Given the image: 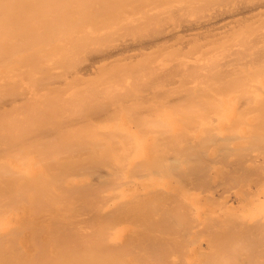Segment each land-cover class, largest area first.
I'll list each match as a JSON object with an SVG mask.
<instances>
[{"label":"bare ground","instance_id":"obj_1","mask_svg":"<svg viewBox=\"0 0 264 264\" xmlns=\"http://www.w3.org/2000/svg\"><path fill=\"white\" fill-rule=\"evenodd\" d=\"M148 31L150 36L146 34ZM169 43L181 51L180 57L187 55L185 58L190 59L186 58L187 61L180 58L179 50L173 51L172 48L169 49L171 46L168 47L166 50L173 52L172 55L168 53L170 58L175 54L171 58L174 63H168L170 65L164 70L162 64L159 66L158 63V70L162 69L159 78L155 77L157 69L155 75L150 66L149 69H143L148 72L150 70L149 74L146 72L150 75L149 81L154 77V82L157 79L164 81L167 87L163 86L164 83L162 86L158 83L159 86L154 85L161 89L167 88L163 90L167 92H164L165 96L171 95L168 98L170 102L166 100L169 96L164 101L170 104L169 109L172 107L173 110L174 106L176 109L182 103L185 104V107L181 105L185 109L189 107L186 111L191 113L188 114L179 106L181 115L185 116L200 112L203 107L204 113L201 112V115L212 112L217 114L220 108H217V112L214 111L216 108L213 107L218 105L213 103L211 112H208L210 102L214 99L212 101V95L207 90L214 91L217 86L216 89H222L220 93L228 90L223 96L228 103L227 106L224 105L221 116L217 115L218 120H214L212 115L210 117L213 120L193 118V121L191 115V120L187 117V120L183 117L179 119L168 114V108L157 105L160 113L163 107L167 114H160L159 118L162 115V119L158 120V114L154 113V121L150 111L152 116H149L152 118L148 120L152 121H147L141 118H144L142 113L145 115L141 110L147 109L149 112L153 107L152 110L155 111L154 108L163 100L164 93L160 89L159 93L157 86V91H154L153 83L149 85L152 87L150 90L161 94L156 93L157 97L153 94L157 99L149 95L154 100L151 102L149 96L145 97L148 92L143 90L142 94L147 95L141 97L151 102L149 105L145 100L144 104L151 108H147L148 105L145 108L142 105L144 100L141 97L138 99L139 95L137 97L136 93L137 99H142L138 102L142 108L136 102L132 104L141 108L142 113L137 109L139 114L133 111V105L127 104L128 100L125 98L129 94L127 86L130 84L127 83L131 80L127 74L135 69L129 71L128 64L126 76L123 72L120 73L122 81L125 82L124 77H128L126 84L116 81L117 85L111 79L114 78L111 69L107 73L113 74V77H106L112 83L104 77L103 73L109 67L112 66L115 70L116 65L121 66L118 63L115 65L112 57L123 52L128 54V51L136 53L139 49L159 48L160 44ZM162 47L160 46L161 49ZM154 50L155 54L147 51L149 55L152 54L150 57L147 53L145 57L144 50H139L144 52V56L137 52L145 60L137 54H134V58L138 60L140 57L144 63L150 62L149 58H156L154 55L159 54L161 58L160 52ZM189 52L192 55L190 57L187 54ZM165 53L167 57L168 54L166 51ZM182 54L185 55L181 56ZM66 55L72 60H68ZM63 57L67 63L69 61V66L65 65ZM78 57L79 60H84L80 62ZM121 57L124 60L126 58L124 54ZM131 57L126 59L131 61ZM163 58L152 61L157 63ZM102 59H111L115 67L112 63L108 64L111 65L109 67L106 64L108 69L101 66L102 72L97 68V75L102 73L105 83H108L106 87H111H107L108 91L102 90L101 94L100 88L96 87V84L99 85L96 82L98 76L93 72L96 62H101ZM70 61H74L73 64ZM104 62L110 63L109 60H103ZM147 64L149 63H145V66ZM153 64L152 68L155 67ZM139 69L143 71L142 68ZM143 73L140 72L142 77L146 74ZM90 74L97 76L96 79L88 80L91 78ZM86 75L89 77L84 78ZM147 75L144 77L148 78ZM77 76L87 79V88L89 86L91 89L92 84L96 85L90 92L98 88L99 93L106 95V98L108 92L113 90L114 93L116 90L114 85H117L116 92L123 93L118 88L119 82L128 90L126 92L123 87L126 92L123 96L121 93V96L118 92L114 93V96H118H115L118 106L111 101L114 97L109 96L113 99L104 101L108 98L95 94L104 102L113 103L112 106H107L113 113L108 112L106 107V113H110L108 115L105 108L94 110L102 103L98 102L100 104L96 105L94 91L91 92L94 98L85 89L73 91L74 88L84 86L81 85L84 81ZM193 77H196L195 80ZM68 78H76L77 82L80 80L79 84L76 85V80L74 82L72 79L75 86L70 83L69 90ZM191 78L194 86L199 81L198 86L206 89L207 98L204 95L198 97L204 89L197 90L198 87L191 86ZM149 81L145 83L140 80L145 85L151 83ZM135 82L132 84H138ZM140 84L138 85L141 86ZM205 84L212 88L209 90ZM63 86L67 87L65 90L68 92H75H69L70 97L72 96L70 101L68 98L67 102L64 101L66 98L63 97L68 92L62 89ZM170 86L172 89L184 86L185 89L188 88L186 91L194 93L196 90L198 94L189 95H196L202 101L203 98L207 99V102L199 101L202 102L201 106L194 102L196 97L191 100L193 98L190 99L191 96L183 92L184 96L183 89L180 93L179 88V95L187 103L176 101L173 94L178 93L176 89L171 90ZM134 87L136 86L129 87L130 93L132 92L129 97L139 90ZM78 91L82 92L77 94ZM214 92L215 97L219 94V103L224 101L219 98L223 94L217 93V90ZM81 94H88V97L90 95L93 101L95 99L94 106L92 105L94 109L91 105L87 108L88 104H92V99L86 100L83 96V100L80 98ZM77 95L80 99L75 97ZM119 96L126 99V104L119 101ZM183 96H187L188 100ZM73 99L76 100L73 105L77 109V101H82L79 106L83 101H88L87 106L83 107V110L87 108V112L79 109L83 114L77 110H74L76 112L73 115L66 113L68 108L75 109L72 104V107H69L70 104L66 106L73 103ZM235 100L238 105L231 102ZM165 102L160 104L167 106L168 103ZM230 102L231 105L228 106ZM119 103L122 108L120 113L129 112L130 117L128 114L127 118L124 117L129 121H124L123 117V121H116ZM189 103H192V107L188 106ZM206 103L210 105L206 106ZM124 104L130 108L127 106L123 109ZM205 106L209 108L206 114ZM194 107L197 111H194ZM116 110L117 116L114 117ZM11 113L19 114L21 121H14ZM104 114L109 117L98 121V117L100 119ZM134 114L137 116L135 120L141 118V121H134ZM28 115H34L33 120L38 116L45 120L31 121ZM171 116L179 120H171ZM47 118L52 120L47 121ZM210 149L217 153L207 159ZM244 154L254 160L260 157L258 161L255 160L259 165L245 160ZM232 155L234 160L230 158ZM231 159L234 162L231 163ZM224 160L225 163H230L227 162L231 172L227 174L224 169L227 164L220 163V167H224L220 168L222 174L219 177L221 179L227 174L226 181L224 177V183L222 181L221 184L211 185L212 181L208 180L214 168L211 162ZM209 162L212 170L207 169L210 168ZM250 164L253 165L252 169L247 167ZM216 170L212 173L218 172ZM206 172H209L208 176ZM244 174L248 180L251 174L254 176L251 179H255L254 183L249 181V184L254 185L245 189L243 185L247 177ZM181 183L205 188L206 191L203 190L202 194L204 191L210 194L207 198L211 201L206 200L208 203L214 201V204L200 206L202 190L191 187L193 191H199L197 192L200 194L197 195L188 188L185 190ZM186 187L190 186L187 184ZM169 197H173V200L170 198L171 201L176 200L182 205L177 213L183 207L182 210H188L181 212L182 215L186 213L183 218L173 213L180 204L174 203L176 206L172 208L173 203H167ZM229 202L239 205V213H230L232 208L231 203L228 205ZM168 204H171L170 210L174 209L173 211L168 210ZM172 232L182 233L180 235L184 237L174 235L182 238L181 241L177 240L181 244L176 242L175 246L183 249L182 251L186 249L185 252H180L181 255L177 254V257L180 256L178 260L170 255H175L172 249L173 253L169 247L167 249L170 251L164 247L163 240L170 237L173 241V235L162 238ZM156 235L163 243L154 238ZM182 240H186L184 243L187 245L182 244ZM188 246L193 248L189 249ZM155 261L157 264H264V0H0V264H156Z\"/></svg>","mask_w":264,"mask_h":264},{"label":"rangeland","instance_id":"obj_2","mask_svg":"<svg viewBox=\"0 0 264 264\" xmlns=\"http://www.w3.org/2000/svg\"><path fill=\"white\" fill-rule=\"evenodd\" d=\"M103 15H104V14H103ZM101 16H102V15H101ZM150 30L152 31V28H151V27H150ZM150 30H149V31H150ZM149 31H148V33H146V34L150 36ZM153 32H154V31H152V33H153ZM152 33H151V34H152ZM169 44H170V45H169ZM169 44H165V45L160 44V45H159V48H158V46H157V48H156V47H155V48H154V47H153V48H152V47H149V49H148V48H146V49H139V50H144L145 53L136 49L137 52H139L141 55H142V53H144V55L147 53V55H148L149 57L152 56V54H155V53H156L154 49H156V51L158 50V52H160L161 56L164 57L161 61L159 60L160 62L155 63L156 61H152V60H154V59L157 60L156 58H158V59H161V58H162V57L159 58L160 55L157 53L159 56H158V55H154V56H156V58H155L154 56H153L154 58H152V59L148 57V58L150 59V62H151V61H152V62H151V64H150V62L147 61L149 64H147L148 66H145V63H147V62L144 63L142 60H145L144 58H145L147 55H145V57H142V56H144V55L141 56L139 53L137 54V52H136V53H131V51H130V52L128 51V54L130 53V55H131V54L133 55V56L131 55L132 57H131L130 55H128L127 53H125V52H123V54H124L125 57H126L127 55H128L127 57H129V58L131 57V58H132L131 61L129 60V58H128V60H129V61H128V60L126 59L127 57H126V58L124 57L125 60H127L126 62H124L125 60L123 59V57H121L123 54H119V55H121L120 57H119V55H117V57L114 56V58L112 57V59H113V61H114V62H113L114 64H115V63H116V64L118 63V65H121V66H118V67H117V65L115 64V65H116V68H119V67H120L119 70L122 68V65H124V68H122L123 71L120 70V72H119V70H118V71H117L118 73H117V72L115 71V70H117L116 68H115V70H114V68H113L111 65H108V64H111V63H112V62H111V61H112L111 59H102V61H101L102 64H100L101 62H99V61L101 60V59H100V60H98V61L96 62V64H95V68H96V69H94L93 74L95 73V74L97 75L98 72H96V71H98V69L100 70V69L102 68L101 66L106 67V66L108 65L107 67L111 66L112 68L109 67V69H108V68L106 67V68L108 69V71L105 72L106 75H105V73H103L105 78L109 79L111 76L113 77V74H114V78L118 76L117 78H115V79H117V80H115L114 78H111V79L114 80V82H116V81H121V83L123 82V83L126 84V82L129 80L128 77H130L131 80H129V81H128L129 83H127V84H130L129 86H127L129 90L127 89L126 86H123V85L121 86L120 82H119V85L122 87V89H121L120 86H119L118 88H119L120 90L123 91V93L120 92V93L122 94V96L124 95V92H125V91L127 92V90H128L129 94H127L128 96L125 97V98L128 100V102H129V103L127 102V104H129L130 106H131L132 102H136V104H138V102L140 103V102L142 101V99L144 98V97H141V95H143V94H142L143 90H145L146 92H148V95H147V93H144V95H143V96L147 95V96H145V97L147 98L149 95L152 96L154 93H155V96H156V93H157V92H153V90H150V89H152L153 86L155 87V89H154V87H153V89H154V91H155V90H156V86H157L158 84H160V86H162V83H164L163 86H166V85H167V84H166L164 81H162L161 79H160V80H161L162 82H161L159 79H157L156 82H154V81L156 80L155 77L158 76V78H159V77H160V76H159L160 73H162V69H161V70H160V69L158 70L159 66H161V64H162V68H163V70H164L166 67H168V66L170 65V64H168V63H172V62H173V61L171 62V58H172L173 56H175V54H173V56L170 58V56L172 55L171 53H173V52H171V51L168 52V50H166L168 47L171 46V43H169ZM166 45H169V46L165 47ZM160 46H161V47L163 46L165 49H164L163 47H162V49H161ZM151 48H152V50H154V51H152ZM171 48H172L173 51H174V50H177V48H176L175 46H173V45H172L169 49L171 50ZM163 49H164V50H163ZM136 50H135V51H136ZM148 50H150L151 53H152V52H154V53H152V54L150 53L151 55H149V53H148L149 51H148ZM178 50H179V49H178ZM178 50H177V51H178ZM135 51L132 50V52H135ZM147 51H148V52H147ZM165 51L167 52V54L169 53V54H171V55L169 56V54H168L167 57H166V53H165ZM182 52H183V51H182ZM185 52H186V50H185ZM185 52H183V53H185ZM187 52H188V51H187ZM175 53H176V51H175ZM179 53L181 54V51H180V50L178 51V55H179V57H180V54H179ZM134 54H137V55H139L140 57H142V58H141L142 60H141L140 57H138V56H136V57H138L140 60H139V59H138V60H137V59L135 60V58H134V57H135ZM176 54H177V53H176ZM185 54H186V53H185ZM185 54H182L181 56H183V55H185ZM187 54H189V57L192 56V55H191V52H189V53H187ZM178 55H176V57H177ZM185 56H187V55H185ZM185 56H183V57L185 58ZM65 57L68 58L67 55H66ZM165 57H166V58H165ZM168 57H169V58H168ZM67 58H66V59H67ZM81 58H82V57H81ZM133 58H134V61H132ZM173 58H174V57H173ZM177 58H178V57H177ZM180 58H182V57H180ZM180 58H178V59H180ZM184 58H182V59H184ZM186 58H187L188 60L190 59V58H188V57H186ZM186 58H185V59H186ZM69 59H71V58H68V60H69ZM79 59H80V58L78 57V61H80V62H81V60H82V61L84 60L83 58H82L81 60H79ZM114 59H115V60L117 59V60H116L117 62H115ZM121 59H123V60H121ZM149 59H148V60H149ZM169 59H170V60H169ZM187 59H186V60H187ZM63 60H65L64 57H63ZM68 60H67V61H68ZM71 60H72V59H71ZM103 60H105V61H108V60H109L110 63H108V62H104V63H105V64H104V63H103ZM118 60L123 61V62H122L123 64H122L120 61H118ZM146 60H147V59H146ZM166 60H168V61H166ZM174 60H176V58H175ZM186 60H185V61H186ZM188 60H187V61H188ZM75 61H76V60H75ZM137 61H138V63H137ZM139 61H140V62H139ZM169 61H170V62H169ZM187 61H186V62H187ZM70 62L73 64L74 61H73V62L70 61ZM119 62H120V64H119ZM129 62H131V64H130ZM133 62H134V63H133ZM176 62H177V60H176ZM66 63H67V62H66V60H65V65H68L69 61H68L67 64H66ZM97 63H99V64H97ZM113 63H112V65L114 66ZM124 63H125V64H124ZM152 63H154V64H153V65L155 66L154 68H152L153 66H151ZM158 63H159V66H158ZM160 63H161V64H160ZM173 63H174V62H173ZM173 63H172V64H173ZM106 64H107V65H106ZM128 64H129V65H128ZM70 65H71V64H70ZM96 65H97V66H96ZM99 65H100V66H99ZM105 65H106V66H105ZM127 65H128L129 67L133 66V67H131L132 69L129 68ZM156 65H157L158 67H156ZM68 66H69V65H68ZM98 66H99L100 68H99ZM136 66H137L138 68H137ZM139 66H140V67H139ZM144 66H145V67H144ZM149 66H150V67H149ZM114 67H115V66H114ZM127 67H128V68H127ZM134 67H136V68H134ZM143 67H144V68H143ZM148 67L150 68L151 72H152L153 69H154V71L152 72L153 74H154L155 70L157 69L156 72H155L156 75L154 74L155 77L150 73V74L152 75V77H154V79H153V78L151 79L152 81H149V80H150V79H149V76H150V75H147V73L149 74L150 70H149V72H148V70H143V69H149ZM97 68H98V69H97ZM126 68L129 69V71L135 69L134 72H136V73H134L133 71L128 72V70H127ZM139 68H142L141 70H143V71H139V70H140ZM151 68H152V69H151ZM160 68H161V67H160ZM102 69H103V68H102ZM102 69H101V72H102ZM110 69H111V73H113L112 75H110V74L107 73V72L110 71ZM112 69H113V70H112ZM124 70H127V71L124 73ZM104 71H105V70H104ZM112 71H113V72H112ZM159 71H160V72H159ZM101 72L99 71V73H101ZM122 72H123L124 75L127 74V72L130 73V74H127V75H129L128 77H124L125 82L122 81V80H123V78H122L123 76L120 75V73L122 74ZM140 72H142V74H144L143 72H145V73L147 72L145 75H147L148 78L144 77L145 75H143V77H144V80H143V77H142V75L140 74ZM93 74H90L91 78H90L88 75L84 76V78H88V77H89L88 80H91V79L94 80V79H96V77L98 76L96 82L98 81L97 83H99V85L96 84L97 86H96V85H95V86L98 87V88H100V92H101V94H102V90L105 92V91H108V90H107L108 88H111L110 85L107 86L108 88L106 87V85H107L108 83H105V82H106V81H105L106 79H103V77H102V75H101L102 73L100 74V76H99V75L94 76ZM107 74H108V75H107ZM116 74H119L121 77L119 78V75H116ZM139 74H140V75H139ZM109 75H110V76H109ZM138 75H139V76H138ZM87 76H88V77H87ZM92 76H93V77H92ZM106 76H109V78L106 77ZM125 76H126V75H125ZM137 76H138V77H137ZM77 77H78V79H80V80H82V81L85 82V83L82 82V84H81V85L84 84V86H80L79 88H78V87H77V88H74L75 84L73 83V81L75 82L76 78H72V79H74L73 81H72L71 78H70V79L68 78L69 81H71V82L68 81V84H67V85H68L67 87L69 88V90H70V87H69V86H70V85H69L70 83H71L72 85L74 84V86L72 87V88H74L73 91L76 90V89H77V90H78V89H80V90L85 89L86 92H87V91L93 89V87H94V89L96 88V87L94 86V84L89 83V85L92 84V86H90L91 89H90L89 86H88V88H89V89H88V88L85 86V85H87L86 82H88L87 79H85V80H86V81H85L84 78H82V76H77ZM139 77H140V78H139ZM118 78H119L120 80H119ZM125 78H126V79H125ZM150 78H151V77H150ZM193 78H194V77H193ZM193 78L190 79V80H192L191 83H190L191 86H193V87H198V88H196L197 90L204 89V87L202 86L203 83H202V85H201L202 87H199V86H200V83H199L198 79H197V81H198L197 83L194 81V82L196 83L197 86H194L193 83H192V82H193ZM195 78H196V77H195ZM195 78H194V80H195ZM197 78H198V77H197ZM127 79H128V80H127ZM136 79H137V80H136ZM139 79H140L142 82H145V80L147 79V81H149V82H151V83L146 84V85H148V86H146L145 83H146L147 81H146L145 83H142V82H140ZM200 79H201V78H200ZM80 80H78V82H77V80H76V82H77L76 85L79 84V81H80ZM153 80H154V81H153ZM91 81H92V80H91ZM108 81H110V82L112 83V81H111L110 79H109ZM131 81H132L133 83H134L135 81L138 82V84L141 83V84H140L141 86H139L136 82H135L136 84H132ZM201 81L203 82V80H201ZM96 82L93 81V83H96ZM110 82H109V83H110ZM114 82H113V83H114ZM130 82H131V83H130ZM160 82H161V83H160ZM117 83H118V82H116V84H117ZM152 83H153V85H152V87L150 88L149 85H151ZM157 83H158V84H157ZM198 83H199V84H198ZM205 83H206V82H205ZM114 84H115V83H114ZM114 84H113V85H114ZM125 84H124V85H125ZM142 84H143V86H142ZM154 84H157V85L155 86ZM190 84H189V85H190ZM111 85H112V84H111ZM113 85H112V86H113ZM117 85H118V84H117ZM117 85H116V86H117ZM132 85H133V86H136V87H137V90H138V88H139V90H140V89H142V90H140L141 93H139L140 91L138 90L139 92L137 91V92L134 93V95L132 94L134 97H133L132 95H131V97H129V95L132 93V92L130 93L131 88H129V87H130V86L133 87ZM198 85H199V86H198ZM205 85H206V86H205L206 88L209 87V85H208V87H207V84H205ZM99 86H100V87H99ZM116 86L114 85L113 87H115V89L117 90V87H116ZM144 86H145V87H144ZM158 86H159V85H158ZM158 86H157V88H158ZM187 86H188V84H187ZM187 86H185V87H187ZM67 87H66V86H63L62 89L64 88V90H65V88H67ZM84 87H86L87 89L84 88ZM123 87H125L126 90H125ZM136 87H134V88L136 89ZM140 87H142V88H140ZM166 87H167V86H166ZM168 87H169V86H168ZM170 87H171V90L176 89L175 91H176V93H178V94H173V96H174V98L176 99V101H180V100H181L182 102H185V101L183 100V98L181 97L182 95H179V92L181 93L180 90H182V89L184 90V89H185L184 86H182V88H181V87H178L179 89L176 88V87L172 89V86H170ZM188 87H189V86H188ZM210 87H211V86H210ZM210 87L208 88L209 90H210ZM214 87H215V86H213V88H214ZM217 87H218V86H217ZM217 87L214 88V89H215L214 91L217 90V93H218V92L221 91L222 89H220V90H219V88L216 89ZM98 88L96 89V91H97L98 93H96L95 90H92V91L95 92V93H93L94 96H95V94H97V95L100 94ZM102 88H104V89H102ZM105 88H106V89H105ZM162 88H163V89H167V88H165V87H162ZM189 88H191V87H189ZM199 88H200V89H199ZM211 88H212V87H211ZM221 88H222V87H221ZM62 89L60 88L59 90H62ZM112 89H113V88H112ZM112 89H109V90H112ZM135 89H134V90H135ZM148 89H149V90H148ZM159 89H160L163 93L165 92V91H164L163 89H161L160 87H159L157 90H159ZM177 89L179 90V92L177 91ZM186 89H188V88H186ZM186 89H185V91L182 90V93L185 92L186 95H187V93H188V95H189L190 93H194V91H191V92H190V90H189V91H188V90L186 91ZM224 89H225V88H224ZM226 89H229V88H226ZM59 90H58V91H59ZM64 90H63V91H64ZM71 90H72V89H71ZM85 90H83V91H85ZM116 90L114 91V93L116 92ZM120 90H119V91H120ZM124 90H125V91H124ZM132 90H133V89H132ZM157 90H156V91H157ZM160 90H159V93H160ZM168 90H169L168 92L170 93V88H168ZM191 90H194V88H192ZM205 90H206V89H204V91H202V90L200 91V92H202V94H201V95H198L199 98H200L202 95H204V96L206 97V95H207L208 93H206ZM232 90H233V88H232ZM232 90L230 89L229 92H231ZM65 91H67V89H66ZM73 91H69V92L72 94ZM92 91H91V92H92ZM135 91H136V90H135ZM145 91H144V92H145ZM149 91H150V93H149ZM211 91H213V90L211 89ZM211 91H208V90H207V92H209V95H210V94L212 95V98H211L212 101H213V99H214V101H215V98H216V103H214V101H213V102H210L211 100H210V98H208L209 102L211 103V107H210V109H209V108H206V106H209L210 104H209V103H206V104H205V105H206V106H205V110H206V111H205V114H206V112L208 111L207 109H209L208 112H211L210 110H211L213 104H217V105H218V107H213V108H216V109H214V111L217 112V108H220V111H218L217 114L214 113V112H212V113H214V114H212V113H211V114H208V113H207L208 115H204V114L201 115L202 113H204V112H202V110L204 109V107H203L202 110L198 107V110H201L200 112L197 111V108H196V107H194V109H196V110H194V109H193V110H194V111H197V112H199V113L195 112V114H194V112H193L192 114H190V115L192 116V120H193V121H194L195 118H196L197 120H213V119H214V120H218V119H217V118H218L217 115L221 116V114H222L221 111H222V109L224 110V105L227 106V103H228V101H226L227 99L223 98V96H225L224 94H226V93L228 92V90H223L222 93L219 92L221 95L223 94L222 96L219 97V98H223V99H220V101H221V100H224V101H221V103H219V101H218L219 99L217 100L219 94H216V96H217V95H218V96L215 97L214 95H215L216 92L213 91L214 93L212 92V93H213V94H212V93H210ZM67 92H68V91H67ZM69 92H68V94H66L67 97H66V96L63 97V98H66V99L64 100L65 102H67V101H66L67 98H68V99H69V98L71 99V97H72V96L70 97L71 94H70ZM81 92H82V91H80V92L78 91V92H76V93H77V94H78V93L80 94ZM86 92H83V93H86ZM91 92L89 91L90 94H91ZM110 92L112 93L113 90L110 91ZM117 92H118V91H117ZM117 92H116V94H117ZM126 92H125V93H126ZM162 92H161V93H162ZM171 92H172V91H171ZM203 92H205L206 94H205V93L203 94ZM73 93H75V92H73ZM89 93H88V94H89ZM111 93L108 92V95H107V98H108V99L105 97L106 95H104V96L101 95V94H100V95H101V98H102V96H103V98L105 97V99H107V100H104V101H109V100L113 99V98H111V97H114L115 99H113V100H111V101L116 102V101L118 100L116 97H118V96L115 94V96H116V97H115V96H114V93H112L113 95H111ZM118 93H119V92H118ZM120 93H119V94H120ZM136 93H138V94H137V97H138V95H139L138 99H140V97L142 98L141 101L137 99V97H136V95H135ZM151 93H152V94H151ZM165 93H167V92H165ZM165 93H164V95H162V96H164V97H163V100H162V98H161V100H162L163 102H165V101H164V98H165L166 96H169V97H167L166 100H168V98H170V96H171V95H167V94H166V96H165ZM169 93H168V94H169ZM172 93H174V91H173ZM195 93L198 94L199 92L197 93L196 90H195ZM195 93H194V94H195ZM64 94H65V93H64ZM88 94H87V95H85V94L82 95V94H81V95H80V98L83 97V96H85L84 99H86V100L88 99V100H89V99L91 98V96L89 95V97H88ZM105 94H106V93H105ZM121 94H120V96H121ZM183 94H184V93H183ZM185 94H184V96H185ZM61 95L63 96V92H62ZM91 95H92V94H91ZM93 95H92V96H93ZM97 95H96V96H97ZM125 95H126V94H125ZM157 95H161V94H158V93H157ZM177 95H179L180 97L177 96ZM78 96H79V95H77V96H75V97H78ZM94 96H93L92 98H94ZM96 96H95V99H96V105H97L98 102H100V103L102 102V103H101V104L98 103V104H100V105H97V107L95 108V107H93V106H94L93 103H94L95 99H94V101H93V99L91 98L93 102H92V104H88V107H87L88 109H89V107H90L89 105H91V107H93V109L95 108L94 110H96V109L98 108L96 111H99L100 109H104V108H105V109H104V111H105V110H107V109H106L107 106H112V105H113V103H112V104L110 103L111 101L109 102V104H111V105H109L108 102H104L103 99H100V97H96ZM109 96H111V97H109ZM120 96H119V101L122 100L121 102L125 103V100H126V99H125L124 97H122V98H123V99H122ZM153 96H154V95H153ZM153 96H152V97H153ZM155 96H154L153 98H155ZM162 96H161V97H162ZM184 96H183V97H184ZM190 96H191V97H190ZM192 96H193V95H189L190 99L193 98V99H191V100H194V97H196V95H194L193 97H192ZM213 96H214L215 98H213ZM135 97H136V98H135ZM152 97H151V98H152ZM156 97H157V96H156ZM186 97H187V96H186ZM186 97H184V99H187V100H188V97H187V98H186ZM208 97H210V96H208ZM78 98H79V97H78ZM78 98H77V99H78ZM80 98H79V99H80ZM109 98H111V99H109ZM120 98H121V99H120ZM129 98H130V99H129ZM134 98H135V101H134ZM146 98H145V100H146V102H148L149 100L146 99ZM148 98H150V96H149ZM151 98H150V101H151V102H154V100L152 101ZM158 98H159V96H158ZM172 98H173V97H171V99H172ZM199 98L196 97L195 99H196L197 101L195 100L194 102H198V103H199V101H202V99L199 100ZM202 98H203V97H202ZM206 98H207V97H206ZM70 99H69V101H70ZM79 99H78V100H79ZM81 99H83V98H81ZM84 99H83V100H84ZM116 99H117V100H116ZM124 99H125V100H124ZM131 99H132V100H131ZM136 99H137V100H136ZM155 99H157V98H155ZM86 100L83 101L84 103H82L81 106H79V105H80V103H81L82 101H80V103H79V101H77V103L79 104V105L77 104V105H78V109H77L76 105H73V104L76 103V102H74V101H76V100L73 99V103H72V102H71V103H68V104H66V106L70 104L69 107H72V105H73V106L75 107V109H72V108H71V110H70V109L68 108V112L66 111V113H68L69 115H70V113H71V114L73 115L74 112H76V111H74V110H77L78 113H82L81 110H83V109L85 108V106H87L86 103H87L88 101H86ZM99 100H101V101H99ZM143 100H144V99H143ZM145 100H144V102L142 101V103H143V104L141 103L142 105H145V104H144V103H146ZM173 100H174V99H173ZM204 100H205V99L203 98V101H204ZM69 101H68V102H69ZM71 101H72V100H71ZM119 101H118V102H119ZM155 101H156V102H155V104H156V103H157V100H155ZM158 101H159V100H158ZM162 101H160V102L163 103ZM171 101H172V100H171ZM203 101H202V102H203ZM90 102H91V100H90ZM90 102H89V103H90ZM121 102H120V103H121ZM151 102H150V103H151ZM160 102H158V104H156V106L153 104V105L156 107V108H154L155 111L152 110L153 107L151 108V107L149 106L150 103L148 102L149 105L146 104V105H148L147 108L149 107V108H151V110H149V112H148L147 109H146V111H147L148 113H147L146 111H143V109L141 110L142 112H144L145 115H143V113L140 111V109L142 108V107L140 106V104H138V105L141 107L140 109L138 108V107H139L138 105H137L138 107H135L136 105L134 106L135 103L132 104L135 108H134L133 106H132L131 108L133 109V111H136V112H138V113H139V111H140V112L142 113V116H144V118L141 117V115H139L140 113L138 114V116H140L142 119H147V121H152V120L155 121V119H154V113H157V114H158V115L156 114V115L158 116L157 119L159 118V115H160V114H164V115H165L166 110H165V108H163V107H166V109L168 108V114L171 113L173 117H177V118H179V119H181L182 117H183V119H184V118L186 119V117H187L188 119L191 120V118L189 117L190 115H189V116H185V115H183V114L181 115L182 110H181V108H179V106L183 105V103H182V104H179V105L177 106L176 109H174V108H175V106H174L173 110H171L172 107H170V109H169V105H170V104L168 103V102H170V100H168V102H165V103H168V105H167L168 107L166 106L165 103H164L165 106H164V105H161ZM174 102H175V101H174ZM202 102H200V103H202ZM205 102H207V99H206L203 103H205ZM224 102H225L226 104H225ZM231 102H235V105H238V101H237V100H235V101H231ZM231 102H230V104H228V106L231 105ZM236 102H237V104H236ZM103 103H105L106 105L103 104ZM120 103H119L120 108L117 107V106H118V103H117V102H116V105H117V106L114 104V105H115V108L117 107L116 109H120V110H119V114H118V118L115 117V116H117L116 113H117L118 110H116V112H115V114H114V117L116 118V121H117V119H118V121H123V120H122V117H123L124 121H127L128 119H125L124 117L127 118V114H128L129 112H126V111L124 110V111L126 112V114H125L126 116L124 115L125 112H124V113H123V112L120 113V111L122 110V108H121V104H123V103H121V104H120ZM171 103H173V102H171ZM180 103H181V102H180ZM185 103H187V102H185ZM200 103H199V105H201ZM212 103H213V104H212ZM71 104H72V105H71ZM83 104H84V105H83ZM85 104H86V105H85ZM125 104H126V103H125ZM125 104H124V106L122 105V107H124L123 109H125L127 106H129V105L125 106ZM173 104H175V103H173ZM173 104H172V106H173ZM191 104H192V103H189L188 106H190ZM193 104H194V103H193ZM195 104H196V103H195ZM207 104H209V105H207ZM219 104H222V106H221V105L219 106ZM92 105H93V106H92ZM102 105H104L105 107H103ZM146 105L144 106L145 108H146ZM151 105H152V104H151ZM157 105H160V107L163 106V107L161 108V109H162V110H161L162 113H160V112L158 111V109H160V108H157V107H159V106H157ZM175 105H177V104H175ZM196 105L198 106V104H196ZM196 105H194V106H196ZM235 105H234V106H235ZM99 106H100V107H99ZM101 106H102V107H101ZM130 106L127 107V108L129 109ZM183 106L185 107V104H184ZM188 106H187V107H188ZM201 106H202V105H201ZM201 106H200V107H201ZM213 106H214V105H213ZM39 107H40V106H39ZM74 107H73V108H74ZM83 107H84V108H83ZM144 107H143V108H144ZM181 107H182V106H181ZM184 107H182V109L185 110L186 113H188V114L191 113V112H187V111H186V110H188L189 107H188L187 109H185ZM191 107H192V105H191ZM40 108H41V107H40ZM40 108H38V109H40ZM87 108L85 109L86 112H87ZM107 108H108L107 111H108V112L110 111V113H111V112H112L111 108H110V107H107ZM109 108H110V110H109ZM201 108H202V107H201ZM79 109H81V110H79ZM90 109H91V108H90ZM137 109H138L139 111H137ZM156 109H157V110H156ZM178 109L180 110V112L177 113ZM190 109H191V108H190ZM69 110H70V111H69ZM85 110H83V111H85ZM163 110H165V111H163ZM174 110H177V111H174ZM71 111H72L73 113H72ZM80 111H81V112H80ZM107 111H105V113H106ZM128 111H130V110H128ZM131 111H132V110H131ZM133 111H132V112H133ZM150 111H151V114L153 115V118L151 117L152 120H148V119H151L150 116H152V115H150ZM170 111H172V112H170ZM203 111H204V110H203ZM212 111H213V109H212ZM86 112H85V113H86ZM88 112H89V111H88ZM136 112H134V113H136ZM174 112H175V113H174ZM201 112H202V113H201ZM220 112H221V113H220ZM18 113H19V112H18ZM38 113L40 114L39 110H38ZM85 113H84V114H85ZM110 113H109V114H110ZM112 113H113V112H112ZM146 113H147V115H146ZM183 113H184V111H183ZM186 113H185V114H186ZM200 113H201V114H200ZM34 114H35V113H34ZM36 114H37V112H36ZM39 114H38V115H39ZM82 114H83V113H82ZM82 114H81V115H82ZM106 114H108V113H106ZM109 114H108V115H109ZM120 114H121V117H120ZM136 114H137V113H136ZM166 114H167V113H166ZM175 114H178V116H181V117H178L177 115L175 116ZM196 114H197V115H196ZM215 114H216V115H215ZM10 115H13L12 117H14V121H21V120L19 119V114H17V113H11ZM66 115H67V114H66ZM123 115H124V116H123ZM128 115H129V117H130V114H128ZM131 115H132V113H131ZM134 115H135V114H134ZM149 115H150V116H149ZM156 115H155V116H156ZM194 115H195V116H194ZM200 115H201V116H200ZM211 115H212V118L214 117L213 119H211V117H210ZM104 116L106 117L105 114H104ZM104 116L101 115L100 117L103 118ZM112 116H113V115H112ZM132 116H133V115H132ZM161 116H162V115H161ZM161 116H160V118H161ZM172 116H171V120H172V119H173V120H174V119H175V120L177 119V118H172ZM196 116H197V117H196ZM199 116H200V117L205 116V117L199 119V118H200ZM216 116H217V117H216ZM26 117H27V116H26ZM26 117H25V118H26ZM28 117L31 118V121H36L35 119H37V120L39 119V121H40V119L45 120V119H44L43 117H41V116H38L39 118H36V117H35L34 120H33L34 115H30V116L28 115ZM105 117H104L103 119L100 118V119H102V120H100L99 117H98V121H103L104 119H107L109 116L106 117V118H105ZM129 117H128V118H129ZM135 117H137V116L135 115L134 118L132 117L134 121H139V120L141 119V118H140V119H138V120H135ZM198 117H199V118H198ZM215 117H216V118H215ZM25 118H24V119H25ZM112 118H113V117H112ZM112 118H111V120L113 121L114 118H113V119H112ZM138 118H139V117H138ZM160 118H159L158 120H160ZM193 118H194V119H193ZM205 118H206V119H205ZM208 118H209V119H208ZM47 119H49V118H47ZM95 119H97V118H95ZM161 119H162V118H161ZM168 119L170 120V118H168ZM179 119H177V120H179ZM185 119H184V120H185ZM196 119H195V120H196ZM219 119H220V117H219ZM1 120H2V119H1ZM26 120H27V119H26ZM43 120H42V121H43ZM51 120H52V119H51ZM51 120L49 119V120H47V121H51ZM108 120H109V119H108ZM108 120H106V121H108ZM114 120H115V119H114ZM131 120H132V119H131ZM186 120H187V119H186ZM190 120H189V121H190ZM29 121H30V119H29ZM93 121H94V120H93ZM95 121H96V120H95ZM128 121H129V120H128ZM140 121H141V120H140ZM143 121H146V120H143ZM212 148H213V147H212ZM211 150H212V149H210V151H209L208 154L206 155L207 159L212 158L213 155L215 156V153H217V152H215V151H214V153H213V152H211ZM212 151H213V150H212ZM212 153H213V154H212ZM244 157H246L245 160L247 159L249 162H251V164H254V165H257V166L259 165V164H258L259 162L256 163V161H258V159H259L260 157H259V158L256 157V159H255L256 161H255L254 159H252V158L250 159L249 157L245 156V154H244ZM228 158H229V157H228ZM230 158H233V160L235 159L234 155H232ZM230 158L228 159V161L230 160ZM233 160L231 159L230 162H231V163L234 162ZM241 160H242V158H241ZM243 160H244V159H243ZM228 161H227V162H228ZM235 161H236V160H235ZM248 161H247V162H248ZM227 162L225 163V160H224V162H223V161H221V162H217V163H216V162H211L212 165H213L212 168L214 167V168H213V171H215V169H217L218 172H219V174H218V172H214L215 174H217V176H216L214 173H212L213 171H211V172L209 171V170H212V168H211V163L209 162V163H210V168H211V169H210V168H207V169H209V170H207V171H209V172L211 173V174H209V177H211L212 179H211V178L208 179V177H207V179L210 180V181H212V183H210V181H209V183H210L211 185H215V184L217 185V183H220V184H221V182L223 181L222 178H224V177H225L224 180L226 181V178H227L226 176H227L228 172H231V170L228 168V165H229L230 163L228 162L229 164H227ZM247 162H246V163L244 162V164L247 165ZM254 162H255V163H254ZM209 163H207V164H209ZM220 163H222V164H223V163H224V164H227V165L225 166V168H224V169H226L225 171L227 172V174H226V172H223V173L226 174V175L223 176V177H221V179H220V177H219V176H221V174H222V173L220 172V168H221L224 164L220 167ZM251 164H250V166H249V165L247 166L248 169H252L253 165L251 166ZM208 167H209V166H208ZM223 167H224V166H223ZM244 167H246V166L244 165ZM254 167H255V166H254ZM221 169H223V168H221ZM254 169H255V168H254ZM217 170H216V171H217ZM228 170H229V171H228ZM221 171H223V170H221ZM209 172H208V173H209ZM206 173H207V172H206ZM208 173L206 174L207 176H208ZM224 174H223V175H224ZM246 175H247V174H246ZM248 175H249V174H248ZM213 176H214V177H213ZM241 176H243V174H242ZM244 176H245V174H244ZM249 176H250V175H249ZM245 177H247V176H245ZM251 177H252V179H253V177H254L252 174H251V176H250V180L254 183V182H255V179L252 180ZM215 178H216V179H215ZM240 178H242V177H240ZM245 179H246V178H245ZM246 180H248V177H247ZM246 180H244V185H243V188H244V189L247 188L248 186H252V184H253V183H250V184H249V181H250V180H248V184L245 185V181H246ZM219 181H220V182H219ZM225 181H223V183H224ZM242 181H243V180H242ZM251 181H250V182H251ZM183 184H184V183H181V186L184 187V189H185V188L190 189V192H191V190L193 191V189H191V187H196L195 185H193V184H189V183H185L184 185H183ZM187 184H188V186H190V187H186ZM185 185H186V186H185ZM253 185H254V184H253ZM245 186H246V187H245ZM196 188H198V187H196ZM188 189H185V190H188ZM194 189H195V188H194ZM198 189H201V190H202V191H201V194L203 193V190L206 191L205 188H198ZM197 191H198V190L196 189V192H195V191H193V192L196 193L197 195L200 194V193H198L199 191H198V192H197ZM205 191H204V194H206V195L202 194L203 197H202L201 195H200L201 197H199V198H200V201H201V202H200V206H202L203 204H204L205 206H209L210 203H212V202H209V203H208V201H211V199H209V197L207 198V195L210 196V194L206 193ZM193 192H192V193H193ZM212 193H213V192H212ZM213 194H214V193H213ZM160 197H162V196L160 195ZM204 197H205V198H204ZM170 198L173 200V197H169V199L167 198V201H168L167 203L171 202V203H173V205L168 204V205H169L168 210L171 209V206H173L172 208H175V206L177 205V203L180 204V203H179L178 201H176V200H175V201H171ZM202 198H204V199H202ZM206 199H209V200L207 201ZM214 199L216 200V197H215ZM202 201H203V203H202ZM174 203H176V205H175ZM230 203H231V202H229L228 205H229ZM213 204H214V201H213L212 205H213ZM234 204H235V205H234ZM170 205H171V206H170ZM204 205H203V206H204ZM181 206H182L181 204H180V206L177 205L176 207H178V208H177V210H176V208H175V212H173V213H176V214L179 215V217H182V218H183V216L186 215V213H184V215H182V213L185 212V211H188V210H185V211L182 210V209L184 208V207H183V208L180 209V210H181V211H179L180 213H177L179 207H181ZM230 206H231V208H232V209L230 210V211H231V212H230L231 214H232V213H239V212H238V211H239V210H238V206H239V205H236V203H233V204L231 203ZM235 206H236V208H235ZM167 207H168V206H167ZM173 210H174V209H173ZM173 210H170V211H173ZM176 211H177V212H176ZM182 211H183V212H182ZM235 211H236V212H235ZM181 212H182V213H181ZM184 218H185V217H184ZM221 219H222V218H221ZM172 233H173V234H172ZM172 233H171L170 235H166L165 237L162 235V236H163L162 238L165 239L166 237H168V236H172V235H173L174 238H175V237L178 238V239L175 238V240H174V238L172 237V239H173L174 242L170 239V237H168L169 239L166 238L167 240H166V239L163 240V241H164V244H165V245H164L165 249L168 250V251H170V250L172 249L173 252H174V254H175V255H173V254H170V253L168 252V256H169V254H170V255H172L174 258L177 259L178 257H180V256L177 257V254L180 253V252H182V253L185 252L186 249H184V251H182L183 249L181 250V249H179L180 247L175 246V243L177 242V240L181 241L180 239H182V238H179L178 236H179L180 234H182V233H179V234H177V232H176V234H175V232H172ZM158 235H159V234H158ZM174 235H178V236H174ZM180 236L183 237L182 235H180ZM157 237H159V236L156 235V237H154V238H155L156 240L159 239V240L162 242V239H161V238H157ZM145 238H147V237H145ZM183 238H184V237H183ZM170 240H171V241H170ZM146 241H147V240H146ZM160 241H159V242H160ZM166 241L168 242L167 245H166V243H167ZM169 241H170V243H169ZM182 241H183V240H182ZM185 241H186V240H184V241L182 242V244H185V243H184ZM162 243H163V242H162ZM171 243H173L174 245L171 246V245H170ZM176 244H181V243H180V242H179V243L177 242ZM161 245H162V244H161ZM168 245H170L172 248H171L170 246H168ZM185 245H187V243H186ZM167 247H169L170 250L167 249ZM181 247H183V246L181 245ZM190 247L193 248V246H188L187 248L191 249ZM183 248H184V247H183ZM172 250H171V252H172ZM179 250H181V251H179ZM196 250H197V249H196ZM173 252H172V253H173ZM175 252H176V253H175ZM179 255H181V253H180ZM165 257H166V256H165ZM165 257H163V258H165ZM167 258H168V257H167ZM167 258H166V259H167ZM169 260H170V258H169ZM177 260H178V259H177ZM162 261H164V260H162ZM155 262H156V264L158 263L157 261H155ZM164 262H165V261H164ZM164 262H163V263H164ZM166 262H167V260H166ZM159 263H161V261H159ZM167 263H169V261H168ZM167 263H165V264H167ZM161 264H162V263H161Z\"/></svg>","mask_w":264,"mask_h":264}]
</instances>
